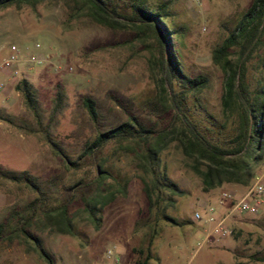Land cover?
<instances>
[{
    "label": "rangeland",
    "instance_id": "374dc122",
    "mask_svg": "<svg viewBox=\"0 0 264 264\" xmlns=\"http://www.w3.org/2000/svg\"><path fill=\"white\" fill-rule=\"evenodd\" d=\"M106 1L128 11V0ZM252 2L173 0L170 24L182 29L175 44L183 70L189 76H207L211 83L210 88L187 99L185 112L198 130L215 142L227 141L232 129L220 128L224 78L221 69L212 63L211 51ZM74 6L73 0H46L34 8L0 10V112L14 122L0 120V167L34 176L45 197L44 209L67 206L73 219V235L43 230L39 214L29 227L41 238L55 264H113L117 256L122 264H133L139 257L138 249L147 245L150 227L146 223L152 218H148L140 179L143 173L136 160L107 144L92 157L84 158L79 169L70 170L53 153L44 134L48 131L75 159L87 140L127 120L129 115L158 131L170 122L172 112H165L156 101V85L149 72L150 54L132 31L110 29L87 17L72 18L70 7ZM15 53L19 63L14 78L2 61ZM37 53L42 57L40 62L33 59ZM22 78L32 86L40 125L15 89ZM247 79L252 90L264 83V36L247 63ZM58 86L63 98L55 110ZM85 95L97 103L98 123L89 119L81 105ZM161 157L169 179L183 192L171 196L174 207L168 209L182 224L159 223L161 230L152 245L155 257L151 264H264L254 259L264 256V213L229 216L225 225L230 233L226 236L210 234L212 224L193 219L198 201L213 206L218 217H224L228 202L223 194L235 193L239 198L246 186L224 183L205 190L191 167L192 161L174 144ZM101 161L115 180L129 183L127 195L118 196L103 209L101 227L95 230L83 208L84 199L95 193V165ZM112 182L106 179L105 184ZM162 195L170 196L166 191ZM36 196L22 184L0 179V222L7 224V230L31 213L28 204ZM108 249L116 253L107 257ZM0 264L45 263L15 241L0 242Z\"/></svg>",
    "mask_w": 264,
    "mask_h": 264
},
{
    "label": "trees",
    "instance_id": "16d2710c",
    "mask_svg": "<svg viewBox=\"0 0 264 264\" xmlns=\"http://www.w3.org/2000/svg\"><path fill=\"white\" fill-rule=\"evenodd\" d=\"M46 0H0V10L13 7L17 10L25 6L34 8ZM75 3L71 17H87L89 21L110 29H128L134 38L146 47L150 56V78L156 85V101L165 112H172L170 122L161 130L144 126L136 116L110 129L99 131L93 139L87 140L75 159L70 158L62 146L53 140L48 131L44 138L53 153L59 157L67 169H79L86 157H92L107 144L114 151H123L133 156L140 177L142 190L147 199V213L150 227L145 248L138 249L139 257L133 264H151L152 245L160 234V222L172 226L182 224L168 213L174 207L171 196L183 195L177 184L172 182L162 161V152L174 144L182 154L192 161L193 171L201 178L203 188L211 190L224 183L243 186L250 184L255 170L264 160V83L252 90L247 79V63L254 50L262 44L264 36V0H253L234 28L227 33L221 43L211 51V60L223 73L221 95L222 122L220 128L231 127L232 135L227 141L215 142L204 136L196 124L186 115L185 103L203 90L210 88L207 76L187 75L176 50L175 37L181 28L173 27L170 20L173 0H128V11L118 5H110L106 0H73ZM15 89L20 91L24 103L40 125V115L31 84L24 78L18 80ZM63 92L58 86L55 92L54 109L62 103ZM81 105L93 123H98L97 103L89 95L82 97ZM0 120L14 124L0 112ZM19 127V126H18ZM21 128V127H19ZM95 193L84 199V212L95 230L102 224V211L118 196L127 195L128 180L119 182L107 170L104 161L95 165ZM149 176V181L146 180ZM0 179L22 184L37 193L28 204L31 213L21 219L18 225L7 230V224L0 222V242L18 241L24 245L26 253H35L45 264H55L52 255L45 249L42 240L29 230L36 214L43 219V230L73 235V219L67 206L59 205L44 209L43 196L36 178L27 172H14L0 167ZM106 179L113 182L105 184ZM168 192L164 198L162 193ZM138 224V222H135ZM255 260L264 262V256ZM238 264V263H237Z\"/></svg>",
    "mask_w": 264,
    "mask_h": 264
},
{
    "label": "built area",
    "instance_id": "2783aa9c",
    "mask_svg": "<svg viewBox=\"0 0 264 264\" xmlns=\"http://www.w3.org/2000/svg\"><path fill=\"white\" fill-rule=\"evenodd\" d=\"M200 3V0H193ZM13 48V45H12ZM34 60L41 61L42 57L39 53L34 55ZM18 55L10 54L2 61V66L10 71V76L16 77L18 75ZM223 198L228 202L227 212L224 217L219 218L215 213V208L206 202L198 201V210L194 212L193 219L195 221H203L204 223L212 224L210 234H217L219 236H226L230 233L229 228L225 225L226 219L237 214H261L264 213V160L261 165L255 170L251 182L245 187V193L237 198L233 193H224ZM223 202H221L222 204ZM116 253L115 249H108L106 251L107 257ZM113 264H122L121 257L114 258Z\"/></svg>",
    "mask_w": 264,
    "mask_h": 264
},
{
    "label": "crops",
    "instance_id": "0c3cea01",
    "mask_svg": "<svg viewBox=\"0 0 264 264\" xmlns=\"http://www.w3.org/2000/svg\"><path fill=\"white\" fill-rule=\"evenodd\" d=\"M233 192H235V191H233ZM235 194V193H234Z\"/></svg>",
    "mask_w": 264,
    "mask_h": 264
}]
</instances>
